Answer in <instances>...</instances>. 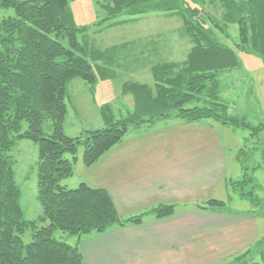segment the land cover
Instances as JSON below:
<instances>
[{"label": "trees", "instance_id": "1", "mask_svg": "<svg viewBox=\"0 0 264 264\" xmlns=\"http://www.w3.org/2000/svg\"><path fill=\"white\" fill-rule=\"evenodd\" d=\"M96 4L105 12L104 21L124 14L176 15L190 41V51L182 62L155 65L152 85L126 82L122 86L124 96L133 98L132 113L117 119L106 107L102 112L105 128L71 138L64 128L69 83L81 79L95 85V70L103 78L114 79L112 67H121L120 54L126 44L100 50L80 43L78 33L87 29L76 27L70 0H0V7L14 10L13 17L0 19V264H84L79 247L83 235L142 224L143 216L121 217L104 188L85 183L73 190L62 186L74 174L72 161L64 156L70 154L77 161L83 146V162L92 167L123 141L130 128L139 130L169 119L186 123L213 120L249 130L257 146L249 149L251 153L242 150L246 159L238 155L245 170L243 179L230 181L229 186L239 185L243 200L264 205L256 193L263 188L251 176L253 162L249 164L259 153L264 165V121L252 124L245 117L233 116L221 97V77L240 67L237 51L264 60V0H104ZM230 25L238 27L236 50L219 38H229ZM193 102L195 107L186 108ZM23 122L27 130L22 134ZM21 139L33 141L39 150L41 216L36 221L25 219L10 156ZM253 164L255 172L262 165ZM228 204L211 199L200 208L228 211ZM174 212L173 205L150 211L157 219ZM28 231L31 240L25 243ZM56 231L79 240L72 246L58 240ZM236 264H264V238L237 258Z\"/></svg>", "mask_w": 264, "mask_h": 264}, {"label": "rangeland", "instance_id": "2", "mask_svg": "<svg viewBox=\"0 0 264 264\" xmlns=\"http://www.w3.org/2000/svg\"><path fill=\"white\" fill-rule=\"evenodd\" d=\"M104 0H70V8L73 13L75 25L78 29L86 28V31L78 33V41L82 44H89L100 50L111 47L123 46L126 49L120 54L125 56L128 52H135L144 49L153 50L155 43L158 44L157 51L161 54L170 55L177 50L171 58H184L191 47L189 39L184 35L182 21L179 17L164 13H148L129 15L124 14L114 20L104 21L105 12L96 4ZM160 15L156 17L157 15ZM14 16L13 9L0 7V19ZM156 17V18H155ZM113 23H116L112 25ZM180 29H178V27ZM170 31H174L173 37ZM229 38L219 36L220 40L235 49V44L239 42L238 27L229 26ZM169 39L173 40L172 43ZM178 39V40H176ZM236 50V49H235ZM120 51V50H119ZM135 54V53H133ZM240 67L232 72L226 73L221 77V97L230 105V113L233 116L247 118L252 124H259L264 121V60L257 55L238 52ZM148 60L135 66L132 61L122 60V70L116 67L112 70L117 72L116 77L109 79L103 78L100 71H96L97 83L90 85L81 79H74L68 85V96L66 98L67 115L64 124L65 133L68 137L77 138L87 130H98L106 127L105 117L102 112L109 107L117 119L126 117L133 112L131 96H124L122 86L126 82H140L153 84V77L150 73V64H156L159 60L156 51L151 53ZM172 60V59H171ZM185 60V59H182ZM160 62V61H158ZM176 62H181L178 60ZM157 65V64H156ZM135 68V71H131ZM147 81V82H146ZM132 103V104H131ZM196 103L186 105V108L195 107ZM167 121V120H166ZM161 121L160 125H164ZM157 123V124H159ZM156 124V125H157ZM156 125H154L156 127ZM154 126H151L154 127ZM170 127V125H168ZM168 126L164 125V128ZM146 127L139 130L129 129L128 134L119 144L120 147H130L131 136L133 133L144 132ZM191 135L185 133H174L170 129L163 132L167 136L156 145L158 148H188L195 157L191 158H211L216 151L223 150L227 162L226 176L228 186L230 181H241L244 175V167L240 159H246L247 155L240 154L243 149L251 153V148L256 142L252 139L251 132L247 129H232L229 126L219 124L213 120H204L190 126ZM159 129V128H157ZM169 129V128H168ZM27 130V123H22L21 133ZM167 130L163 129L162 131ZM154 131V130H153ZM169 133V134H167ZM247 145V147H246ZM118 146V145H117ZM84 147H79L77 161L72 160L70 154H65V158L72 161L74 174L72 177L62 181V186H68L70 190L76 189L83 184L96 188L101 184L98 177V170H90L83 162ZM15 171L16 183L22 191L21 206L28 221H36L41 216V207L38 201V175L37 166L39 162L38 145L29 139H21L10 153ZM175 162V160L172 159ZM263 163L261 156L254 154L250 163ZM251 164L252 167H255ZM248 164V163H247ZM250 167L251 176H256L258 185L263 189L257 190V195L264 200V165L256 172ZM244 170V171H243ZM100 174V173H99ZM98 177V178H97ZM99 179L98 183L93 179ZM217 188L213 189V194ZM240 186L231 185L228 193L223 188H218V196L228 204L227 213H223V219L230 222L228 228L222 231H211L209 235L202 234L196 237V242L207 239L208 251L198 252L195 255L193 264H236L237 258L248 250L253 249L256 244L264 238V205L260 207L258 203H251L240 197ZM248 191V188L246 189ZM145 216H143V219ZM235 217V218H234ZM243 217V218H242ZM237 218V219H236ZM239 219H244L241 221ZM246 222V223H245ZM223 235V236H222ZM58 240L65 241L67 244L75 246L78 237L68 236L61 231H56L54 235ZM88 235H83L86 237ZM31 240V233L28 231L24 236L25 243ZM211 243V244H209Z\"/></svg>", "mask_w": 264, "mask_h": 264}, {"label": "crops", "instance_id": "3", "mask_svg": "<svg viewBox=\"0 0 264 264\" xmlns=\"http://www.w3.org/2000/svg\"><path fill=\"white\" fill-rule=\"evenodd\" d=\"M170 33L173 37L174 31ZM171 39L168 38L170 43L175 40ZM157 44L152 46L153 50L128 52L123 58L132 61L135 66L145 60L149 64L153 59L151 53L156 51L160 61L156 64L182 62L191 48H188L184 58L171 60L170 55L177 50L167 56L157 51ZM156 64H150L151 76ZM122 65L117 68L118 71L122 70ZM131 71H135V68ZM113 75L116 77L117 72ZM142 84L152 85L149 82ZM163 123L170 127L164 128L161 123H156V127L148 126L144 132L133 133L130 135L133 142L130 147L118 145L95 165L88 167L100 173L101 184L98 177L93 179L99 184L96 188L109 191L121 217L145 216V219L140 225L113 227L104 234L92 233L82 237L79 247L84 264H193L195 255L205 253L209 247L206 238L204 242L197 243L196 237L228 228L230 222L222 216L227 211L200 208L208 200L221 199L219 197L222 196L217 194L221 195V191H217L219 187L221 190L224 185L228 193L227 162L223 150L216 151L211 158L202 159L191 158L195 154L188 148H158L156 144L167 136L163 132L172 129L174 133L191 135L190 126L198 124L179 119H169ZM214 188H217L215 194ZM160 205H173L174 215L157 219L150 211Z\"/></svg>", "mask_w": 264, "mask_h": 264}]
</instances>
